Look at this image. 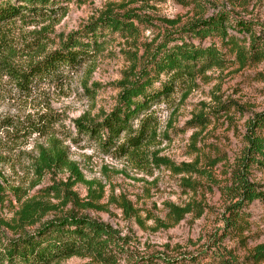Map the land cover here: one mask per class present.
I'll return each instance as SVG.
<instances>
[{
    "label": "rangeland",
    "instance_id": "obj_1",
    "mask_svg": "<svg viewBox=\"0 0 264 264\" xmlns=\"http://www.w3.org/2000/svg\"><path fill=\"white\" fill-rule=\"evenodd\" d=\"M202 3L201 11L173 0L146 5L122 0L81 4L68 0L62 17L16 25L14 35L21 46L20 55L27 59L31 49L46 45L51 51L62 38L104 14L132 13L140 19L133 23L137 28L134 36H113L70 84L42 86L25 98L7 77L0 78V121L27 120L44 113L57 114L60 120L50 135L20 137L0 129V233L5 238L15 240L32 234L51 221L84 217L115 231L120 247L132 258L131 263L121 260L117 264L139 263L148 257L208 260L214 251L232 254L239 264H254L250 256L264 245V204L254 202L244 210L248 229L239 240L225 238V204L218 188L232 184L231 173L237 170L246 148V122L264 110V61L246 68L232 64L225 70L210 71L206 80H197L189 90L176 91L169 102L156 107L159 144L151 150L176 165H193V174L174 175L163 168L144 174L91 144L77 145L64 134L75 120L99 122L107 116L122 82L140 70L146 55L167 34L217 14L227 15L233 22L264 24V0ZM210 43L206 40L202 45ZM83 85L100 86L94 99L83 94ZM222 106H227L228 112L221 111ZM164 134L169 138H163ZM53 144L64 150L67 162L83 176L82 182L75 181L66 168L38 174L39 153L51 151ZM249 176L264 194V173L252 169ZM186 184L196 189H183ZM187 205L191 212L173 224L168 207ZM26 206L32 207L28 211L39 218L34 224L24 219ZM57 264L93 263L73 257Z\"/></svg>",
    "mask_w": 264,
    "mask_h": 264
},
{
    "label": "trees",
    "instance_id": "obj_2",
    "mask_svg": "<svg viewBox=\"0 0 264 264\" xmlns=\"http://www.w3.org/2000/svg\"><path fill=\"white\" fill-rule=\"evenodd\" d=\"M68 0H0V78L7 77L18 94L27 98L42 86L70 84L82 68L93 62L113 36L132 37L137 33L138 16L102 15L82 29L60 41L57 48L47 51L45 46L31 49L29 58L20 55L21 46L15 39L16 25H31L38 21L62 17L67 12ZM90 0H76L86 3ZM128 4L146 5L161 0H122ZM184 7L193 6L202 11V0H173ZM210 40L207 46L204 41ZM214 41H217L215 43ZM27 45V44H26ZM25 60V61H24ZM264 61V24L251 25L233 22L227 15L217 14L200 19L187 28L171 32L163 42L144 58L138 72H133L120 85V93L112 111L99 122L78 119L72 129L65 131L73 143H86L101 153L117 160H125L133 169L151 174L161 168L174 175L195 173L191 164H179L158 156L151 149L159 144V118L156 107L169 102L180 89H191L197 80H206L207 73L225 70L237 64L242 68ZM100 86L83 85L82 92L94 99ZM227 106L221 111L228 112ZM59 116L44 113L27 120L5 119L0 129L27 137L32 134L50 135L59 123ZM202 122H206L201 118ZM201 122V123H202ZM192 124V123H191ZM197 126L199 124H196ZM245 151L231 173V185L218 188L224 199L222 216L223 237L240 239L248 229L245 209L254 202L264 204V194L250 181L252 169L264 173V110L246 122ZM163 138H169L167 134ZM37 172L43 175L54 168L68 169L75 181L83 176L73 163H68L64 150L53 144L51 151L39 153ZM183 189L195 190L186 184ZM128 207V206H127ZM32 207L24 209V219L34 224ZM191 212L190 206L168 207V217L178 224ZM117 234L108 225L84 217H67L51 221L35 232L15 240L0 233V264H57L69 258L90 260L93 264H117L121 260L132 262L120 247ZM249 261H264V245L258 246ZM133 264H239L232 254L217 251L206 260L191 258L178 261L163 257L143 258Z\"/></svg>",
    "mask_w": 264,
    "mask_h": 264
}]
</instances>
